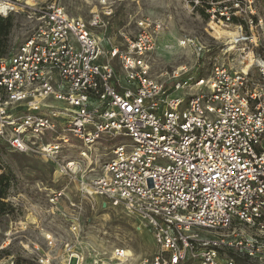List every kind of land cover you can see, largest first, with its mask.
<instances>
[{
	"label": "built area",
	"instance_id": "obj_1",
	"mask_svg": "<svg viewBox=\"0 0 264 264\" xmlns=\"http://www.w3.org/2000/svg\"><path fill=\"white\" fill-rule=\"evenodd\" d=\"M59 2L0 0V18L22 14L33 23L0 58V143L50 162L60 178L80 174L82 195L137 219L157 248L138 264H236L220 256L223 248L264 264V87L249 75L254 67L264 80V60L255 57L263 21L254 0L221 3L210 15L213 33L238 21L223 50L239 52V69L214 64L192 74L180 66L164 81L149 64L158 22L140 19L133 39L103 42L92 28L112 16L105 0L91 22L68 16ZM178 46L197 58L207 52L190 37ZM104 140L111 157L85 182L80 161ZM73 149L78 160L66 156ZM62 194L52 192L50 201ZM232 226L238 239L216 235ZM111 259L124 264L129 254L115 249Z\"/></svg>",
	"mask_w": 264,
	"mask_h": 264
},
{
	"label": "rangeland",
	"instance_id": "obj_2",
	"mask_svg": "<svg viewBox=\"0 0 264 264\" xmlns=\"http://www.w3.org/2000/svg\"><path fill=\"white\" fill-rule=\"evenodd\" d=\"M199 4L195 5L194 2ZM231 0H105L112 9L110 18L102 17L104 26L93 32L104 38L110 37L115 44L133 39L137 22L149 19L161 25L156 39V49L149 58L151 76L159 81L166 79L173 69L185 66L189 73L198 71L208 74L214 64L237 70L239 52H224L226 32H232L234 20L227 28L210 26V15L221 3ZM102 0H60L68 16L91 22L93 15L102 12ZM256 18L262 19V27L255 35L258 48L255 57L264 60V0H254ZM208 11H210L208 13ZM11 30L7 46H19L30 34L33 23L22 14L11 16ZM236 34V33H235ZM197 39L206 46L207 52L197 58L189 47L178 46L182 38ZM104 45V43H103ZM254 84L264 87L257 69L249 72ZM112 144L102 141L93 147L92 156L80 161L84 181L89 182L101 174L111 157ZM78 160L76 149L66 153ZM0 164L3 172L12 175L7 202L13 213L0 218V264H117L111 259L115 249L128 252L124 264H138L142 259H151L157 251L151 233L121 206H103L100 198H89L78 191V176L70 181L58 177L48 161L35 155L15 153L0 143ZM63 194L56 203L50 198L52 192ZM229 230L217 232L226 241H233L242 234L254 236L256 232L246 227H237V233ZM222 258H232L236 264H250L243 253L223 248Z\"/></svg>",
	"mask_w": 264,
	"mask_h": 264
},
{
	"label": "trees",
	"instance_id": "obj_3",
	"mask_svg": "<svg viewBox=\"0 0 264 264\" xmlns=\"http://www.w3.org/2000/svg\"><path fill=\"white\" fill-rule=\"evenodd\" d=\"M11 27L10 16L5 19L0 18V58L7 52V42ZM12 180L13 177L11 174L5 172L0 174V218L13 213L11 205L6 201Z\"/></svg>",
	"mask_w": 264,
	"mask_h": 264
},
{
	"label": "bare ground",
	"instance_id": "obj_4",
	"mask_svg": "<svg viewBox=\"0 0 264 264\" xmlns=\"http://www.w3.org/2000/svg\"><path fill=\"white\" fill-rule=\"evenodd\" d=\"M227 36H230L232 38H235V34H232V33H229V32H226Z\"/></svg>",
	"mask_w": 264,
	"mask_h": 264
}]
</instances>
